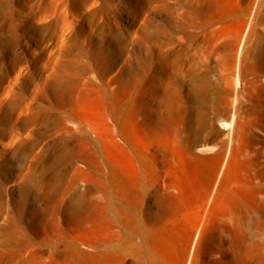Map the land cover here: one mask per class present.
Instances as JSON below:
<instances>
[{"label": "rangeland", "instance_id": "374dc122", "mask_svg": "<svg viewBox=\"0 0 264 264\" xmlns=\"http://www.w3.org/2000/svg\"><path fill=\"white\" fill-rule=\"evenodd\" d=\"M92 1L97 2L95 13L80 0H5L0 11V264H187L189 251L183 255L180 242L150 259L111 251L100 255L99 240L109 237L110 226L97 216V203L90 202L94 218L88 221H70L65 210L75 193L96 198L100 181L112 170L114 78L130 84L123 114L133 106L149 113L158 108L160 96L166 112L177 114L168 100L181 93V114L187 118L198 107L207 125H219L231 111L238 70V113L264 124V0H164V8L152 13L146 0ZM197 13L204 20L217 19L206 44L178 32V27L191 30L187 15ZM149 17L155 26L163 25L168 42L183 38L177 45L182 74L175 78V91L151 68L143 31ZM246 26L251 35L239 59L237 46ZM203 71L207 79L195 100L186 86ZM57 79L63 89H57ZM138 94L139 101L131 103ZM43 114H50L49 122ZM200 132L202 142H226L225 134L213 133L216 129ZM236 134L244 146L264 149L263 132L246 128L239 134L237 128ZM29 169L36 176H55L48 205L40 200L41 187L24 188ZM255 220L249 215L248 225ZM208 224L209 234L216 235L217 222ZM10 227L19 228L23 244L7 263L11 248L2 240ZM230 240L238 245V236L232 235L224 248ZM68 246L78 252H68ZM200 247L196 264H264V254L223 252L217 241L206 240Z\"/></svg>", "mask_w": 264, "mask_h": 264}, {"label": "bare ground", "instance_id": "6f19581e", "mask_svg": "<svg viewBox=\"0 0 264 264\" xmlns=\"http://www.w3.org/2000/svg\"><path fill=\"white\" fill-rule=\"evenodd\" d=\"M80 1L90 7L89 12H97V2ZM164 3V0H146L150 13L153 9L164 8ZM4 4L5 0H0V11ZM189 15L187 22L192 29L178 27V32L208 43L217 19L209 17L204 20L201 13ZM148 25L143 31L148 57L153 61L151 68L159 75L160 81L166 86L171 85L175 91V78L182 74V63L178 60L182 48L177 45L178 41L183 43V38L181 36L168 42L163 25L155 26L150 17ZM250 35L251 28L246 26L237 46L239 59ZM131 41L135 43L136 39L131 38ZM263 60H260L262 69ZM206 73L196 74L195 84L186 86L187 94H191L195 100L203 86L202 81L207 79ZM236 78L231 111L219 125H207L204 112L198 107H193L187 118L181 114L180 108L183 109L184 104L181 93L168 100L179 109L177 114L166 112L163 108L166 103L161 96L158 108H150L149 113L133 106L123 114V101L129 95L125 92L130 84L114 78L113 135L116 154L112 170L109 176L106 174L100 181V194L96 198L94 195L87 197V193H75L65 210V217L70 221H88L94 218L88 211L89 204L97 203V216L110 226L109 237L99 240L100 255L111 251L123 258L137 256L150 259L175 249V242H180L183 255L189 251L187 264H196L201 253L200 246L206 240L217 241L218 248L223 252L232 249V253L247 257L264 254V149L262 145L254 149L244 146L236 134L237 128L239 134L246 128L264 133V124L243 116L241 120L237 97L238 70ZM55 82L60 90V79ZM139 95L131 103L138 102ZM41 116L45 123L51 119L50 114ZM33 119H38V116ZM205 128L216 129L217 132H213L215 135L225 134L226 142L215 143V139L202 142L200 131ZM149 131L150 134L145 137ZM55 180L54 175L44 178L36 176L29 169L24 178V188L41 187L43 193L39 195L40 200L48 205L52 202L49 193ZM58 207L53 208L52 212H57ZM249 215L256 218L252 225L247 222ZM211 219L218 224L216 235L208 231ZM15 228L6 229L7 234L2 240L4 246L11 248L6 262L15 257L23 244L18 238L22 233L18 227ZM232 235L238 236V245L233 247L230 240L228 247L224 248L225 238ZM164 241L171 243L165 245ZM66 250L78 252L77 248L69 246ZM22 264L27 263L23 261Z\"/></svg>", "mask_w": 264, "mask_h": 264}]
</instances>
